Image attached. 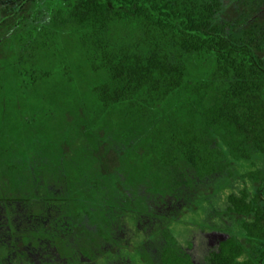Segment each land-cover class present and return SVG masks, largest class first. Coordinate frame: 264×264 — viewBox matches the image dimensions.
Instances as JSON below:
<instances>
[{"label": "trees", "instance_id": "obj_1", "mask_svg": "<svg viewBox=\"0 0 264 264\" xmlns=\"http://www.w3.org/2000/svg\"><path fill=\"white\" fill-rule=\"evenodd\" d=\"M187 213L264 264V0H0V264H197Z\"/></svg>", "mask_w": 264, "mask_h": 264}, {"label": "rangeland", "instance_id": "obj_2", "mask_svg": "<svg viewBox=\"0 0 264 264\" xmlns=\"http://www.w3.org/2000/svg\"><path fill=\"white\" fill-rule=\"evenodd\" d=\"M194 219H196V216H194L193 214L187 213L184 216V221L187 223L186 225H182L180 222H175L173 223V236H175V239L178 240V244L183 245L184 247H187V245H185V240L187 239V236L189 234L188 237L189 239L195 244L193 250L190 252L195 261L197 262V264L200 263H205L206 261V257L209 255V253L213 250H217L216 244H217V240L216 239H220V241L222 242V238H220L219 236L215 235L214 233L206 235V233H203L200 230H195L194 228H190L189 227V222L193 221ZM190 230H192V233H189ZM185 237V238H184ZM215 242V244H214ZM132 261H136V259H132Z\"/></svg>", "mask_w": 264, "mask_h": 264}, {"label": "flooded vegetation", "instance_id": "obj_3", "mask_svg": "<svg viewBox=\"0 0 264 264\" xmlns=\"http://www.w3.org/2000/svg\"><path fill=\"white\" fill-rule=\"evenodd\" d=\"M8 228L11 229V227H8ZM206 235L209 236V234H206ZM216 240H217V244L215 247H218L221 241L220 239H216ZM55 251L56 250L53 248H50L48 251L47 250L39 251L38 249L33 250L31 248L23 247L21 250H18L19 255L17 252H15L12 255H7L3 257V259L6 262V264H67L66 260H64L59 255H57ZM113 262L116 264H121L122 262L130 263V260L129 259L128 260L127 259L126 260L116 259V260H113Z\"/></svg>", "mask_w": 264, "mask_h": 264}, {"label": "water", "instance_id": "obj_4", "mask_svg": "<svg viewBox=\"0 0 264 264\" xmlns=\"http://www.w3.org/2000/svg\"><path fill=\"white\" fill-rule=\"evenodd\" d=\"M215 235H217V236H219L220 238H222V240L224 241L226 238H225V236L223 235V234H215Z\"/></svg>", "mask_w": 264, "mask_h": 264}]
</instances>
